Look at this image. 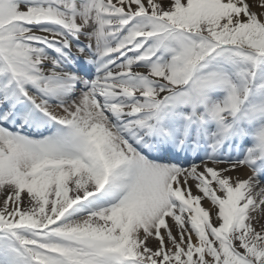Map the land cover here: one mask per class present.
I'll return each instance as SVG.
<instances>
[{
	"label": "snow or ice",
	"instance_id": "1",
	"mask_svg": "<svg viewBox=\"0 0 264 264\" xmlns=\"http://www.w3.org/2000/svg\"><path fill=\"white\" fill-rule=\"evenodd\" d=\"M0 197V264H264V0H0Z\"/></svg>",
	"mask_w": 264,
	"mask_h": 264
},
{
	"label": "bare ground",
	"instance_id": "2",
	"mask_svg": "<svg viewBox=\"0 0 264 264\" xmlns=\"http://www.w3.org/2000/svg\"><path fill=\"white\" fill-rule=\"evenodd\" d=\"M247 174H250L249 170H247V169H241L240 170V175L241 176H246ZM233 175H236V173H233ZM204 203L207 205V201H205Z\"/></svg>",
	"mask_w": 264,
	"mask_h": 264
},
{
	"label": "rangeland",
	"instance_id": "3",
	"mask_svg": "<svg viewBox=\"0 0 264 264\" xmlns=\"http://www.w3.org/2000/svg\"><path fill=\"white\" fill-rule=\"evenodd\" d=\"M3 197H0V201H2Z\"/></svg>",
	"mask_w": 264,
	"mask_h": 264
}]
</instances>
